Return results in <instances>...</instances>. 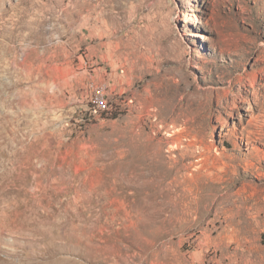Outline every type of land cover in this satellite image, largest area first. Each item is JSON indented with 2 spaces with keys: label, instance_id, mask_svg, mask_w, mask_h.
<instances>
[{
  "label": "rangeland",
  "instance_id": "1",
  "mask_svg": "<svg viewBox=\"0 0 264 264\" xmlns=\"http://www.w3.org/2000/svg\"><path fill=\"white\" fill-rule=\"evenodd\" d=\"M0 264H264V0H0Z\"/></svg>",
  "mask_w": 264,
  "mask_h": 264
},
{
  "label": "bare ground",
  "instance_id": "2",
  "mask_svg": "<svg viewBox=\"0 0 264 264\" xmlns=\"http://www.w3.org/2000/svg\"><path fill=\"white\" fill-rule=\"evenodd\" d=\"M102 92H104V91L103 90H100V92L97 93L96 99H95L96 108L98 110H102V109L108 108V106H103V101L101 100V94H100ZM103 98H104V96H103ZM104 103L107 105V103L105 102V98H104Z\"/></svg>",
  "mask_w": 264,
  "mask_h": 264
},
{
  "label": "built area",
  "instance_id": "3",
  "mask_svg": "<svg viewBox=\"0 0 264 264\" xmlns=\"http://www.w3.org/2000/svg\"><path fill=\"white\" fill-rule=\"evenodd\" d=\"M100 94H101V100L103 101V106H107V105L104 103L103 93H100Z\"/></svg>",
  "mask_w": 264,
  "mask_h": 264
}]
</instances>
